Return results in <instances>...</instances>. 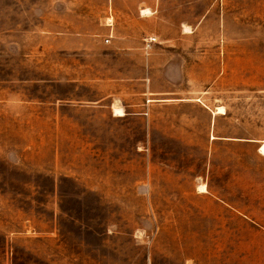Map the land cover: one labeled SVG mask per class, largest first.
<instances>
[{
	"label": "rangeland",
	"instance_id": "rangeland-1",
	"mask_svg": "<svg viewBox=\"0 0 264 264\" xmlns=\"http://www.w3.org/2000/svg\"><path fill=\"white\" fill-rule=\"evenodd\" d=\"M263 144L264 0H0V264H264Z\"/></svg>",
	"mask_w": 264,
	"mask_h": 264
},
{
	"label": "crops",
	"instance_id": "crops-1",
	"mask_svg": "<svg viewBox=\"0 0 264 264\" xmlns=\"http://www.w3.org/2000/svg\"><path fill=\"white\" fill-rule=\"evenodd\" d=\"M106 1H114V2H127V1H155V0H106ZM151 10L150 12L154 11L152 7H150ZM150 8H142L141 12L143 9H150ZM140 11L136 10V13L134 15H131L127 13L126 17H132V20H122V21H105L107 18H110L108 15L107 11H104L103 14L101 15H95L93 11L91 10V57H96V56H109V55H116L117 57H125V56H133L139 54V58L141 60L143 59L144 55V50H148V55L149 59H152L154 57V54L158 55V57L162 56L161 53L159 52H149V49H154L157 48V46L151 42L150 40L147 42L143 41V34L140 32L139 37L138 34H133L131 31H129L131 27L136 26L138 24L137 20H133V17L135 19H138L142 17L143 15H148V14H141ZM114 19V15L112 14L111 16ZM136 21V22H135ZM123 26H126L125 31L123 30ZM122 29V30H121ZM78 35L76 36L75 41H73L71 46H61L62 49L64 48H71V49H82L85 48L86 45L83 43L84 39L81 37L83 35L82 32H78ZM111 49H114L113 52H111ZM176 56H171V61L169 62V66H175L179 72L181 70L179 69V65L172 61V58ZM155 59V58H154ZM129 63H132L130 61ZM176 63V64H175ZM177 65V66H176ZM142 71V70H141ZM165 71V69H164ZM149 71V76H150ZM159 72L163 73V69H159ZM139 79H144V75L142 73L141 77ZM149 79V78H148ZM159 93H168V92H161ZM107 98H111L110 103L108 105L109 110L112 114L115 116H121L124 115L125 111V105L121 101V97L117 92H109L107 94H104L102 98L98 100V102H102L106 100ZM184 100V99H180ZM95 101V100H93ZM120 106V107H118ZM91 107H93L91 105ZM95 107V106H94ZM115 108H119L122 110V114H119L115 111ZM124 111H123V109ZM211 109V112L214 113H219L218 111H215ZM223 114V113H221ZM201 185V184H200ZM206 185V184H205Z\"/></svg>",
	"mask_w": 264,
	"mask_h": 264
},
{
	"label": "bare ground",
	"instance_id": "bare-ground-1",
	"mask_svg": "<svg viewBox=\"0 0 264 264\" xmlns=\"http://www.w3.org/2000/svg\"><path fill=\"white\" fill-rule=\"evenodd\" d=\"M150 12V9H143L142 10V13H144V14H148ZM115 111L117 112V113H119V114H122V110L121 109H119V108H115ZM217 111L219 112V113H226V110H225V108H224V106H219V107H217ZM261 153H264V144L261 146V148H260V150H259ZM198 190L200 191V192H206L207 191V186L205 185V184H201V185H199L198 186Z\"/></svg>",
	"mask_w": 264,
	"mask_h": 264
},
{
	"label": "built area",
	"instance_id": "built-area-1",
	"mask_svg": "<svg viewBox=\"0 0 264 264\" xmlns=\"http://www.w3.org/2000/svg\"><path fill=\"white\" fill-rule=\"evenodd\" d=\"M156 37H150V41L153 42V41H156Z\"/></svg>",
	"mask_w": 264,
	"mask_h": 264
}]
</instances>
